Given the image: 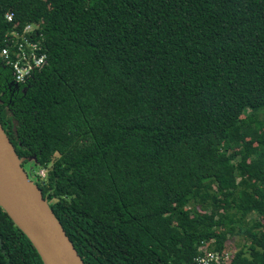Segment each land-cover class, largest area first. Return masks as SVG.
Listing matches in <instances>:
<instances>
[{"label": "trees", "instance_id": "trees-1", "mask_svg": "<svg viewBox=\"0 0 264 264\" xmlns=\"http://www.w3.org/2000/svg\"><path fill=\"white\" fill-rule=\"evenodd\" d=\"M28 24L0 124L83 263L264 264V0H0V50ZM0 264H43L1 208Z\"/></svg>", "mask_w": 264, "mask_h": 264}, {"label": "water", "instance_id": "water-1", "mask_svg": "<svg viewBox=\"0 0 264 264\" xmlns=\"http://www.w3.org/2000/svg\"><path fill=\"white\" fill-rule=\"evenodd\" d=\"M30 160V159H28ZM0 124V208L43 264H84Z\"/></svg>", "mask_w": 264, "mask_h": 264}, {"label": "built area", "instance_id": "built-area-1", "mask_svg": "<svg viewBox=\"0 0 264 264\" xmlns=\"http://www.w3.org/2000/svg\"><path fill=\"white\" fill-rule=\"evenodd\" d=\"M5 20L13 22V14H6ZM39 26L28 24L22 31L12 30L4 38L5 47L0 50V59L11 69L14 83L24 84L46 64V53L42 37L37 34ZM190 264H223L229 254L220 256L214 252L202 251Z\"/></svg>", "mask_w": 264, "mask_h": 264}, {"label": "rangeland", "instance_id": "rangeland-1", "mask_svg": "<svg viewBox=\"0 0 264 264\" xmlns=\"http://www.w3.org/2000/svg\"><path fill=\"white\" fill-rule=\"evenodd\" d=\"M260 115H261V117H262L263 113L260 114ZM32 164H33V163H31V162L28 163V164H27V169H28V172H29V176H30L29 178H30V180H31L32 182L35 183V178H36V177L43 178L44 175H45V172H44L43 170H39V169H37L36 167L34 168V167L32 166ZM24 170H25V172L27 173L26 168H25ZM252 218L255 219L256 216H253ZM259 220H261L262 222H264V218H260ZM233 241H234L237 245H239V247H241V245H242V240H240V239H238V238H234Z\"/></svg>", "mask_w": 264, "mask_h": 264}, {"label": "flooded vegetation", "instance_id": "flooded-vegetation-1", "mask_svg": "<svg viewBox=\"0 0 264 264\" xmlns=\"http://www.w3.org/2000/svg\"><path fill=\"white\" fill-rule=\"evenodd\" d=\"M7 90V93H8V97H9V99H11L12 98V96H13V94L15 93V92H18L19 90H20V86H19V84H16V83H10L9 85H8V88H6ZM22 92H24V89L22 90ZM1 97H4V92H2V93H0V104L1 103H3L2 101H1ZM27 161H23V163H22V168L23 169H25L26 168V171H27V173H29L28 172V169H27ZM25 171V170H24Z\"/></svg>", "mask_w": 264, "mask_h": 264}]
</instances>
